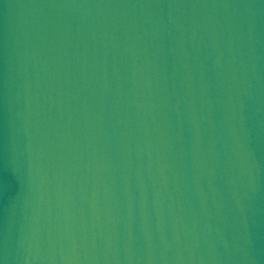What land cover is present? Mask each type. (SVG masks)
Wrapping results in <instances>:
<instances>
[{"label": "water", "instance_id": "obj_1", "mask_svg": "<svg viewBox=\"0 0 264 264\" xmlns=\"http://www.w3.org/2000/svg\"><path fill=\"white\" fill-rule=\"evenodd\" d=\"M0 264H264V0H0Z\"/></svg>", "mask_w": 264, "mask_h": 264}]
</instances>
